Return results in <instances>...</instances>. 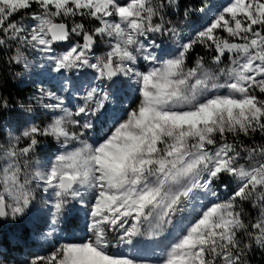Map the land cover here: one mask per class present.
I'll list each match as a JSON object with an SVG mask.
<instances>
[{
	"label": "snow or ice",
	"instance_id": "6c2138e0",
	"mask_svg": "<svg viewBox=\"0 0 264 264\" xmlns=\"http://www.w3.org/2000/svg\"><path fill=\"white\" fill-rule=\"evenodd\" d=\"M0 64L34 86L0 91V264H264V0H0Z\"/></svg>",
	"mask_w": 264,
	"mask_h": 264
},
{
	"label": "trees",
	"instance_id": "16d2710c",
	"mask_svg": "<svg viewBox=\"0 0 264 264\" xmlns=\"http://www.w3.org/2000/svg\"><path fill=\"white\" fill-rule=\"evenodd\" d=\"M197 51H202L197 49ZM0 69H3V64H0ZM16 81V85L15 82ZM12 77L11 70L4 69L0 71V91H3L4 95L10 96L13 100H23L30 96L34 91V86L30 83L17 85V80ZM16 114V113H15ZM20 233L24 236L27 234V230L22 226Z\"/></svg>",
	"mask_w": 264,
	"mask_h": 264
},
{
	"label": "rangeland",
	"instance_id": "374dc122",
	"mask_svg": "<svg viewBox=\"0 0 264 264\" xmlns=\"http://www.w3.org/2000/svg\"><path fill=\"white\" fill-rule=\"evenodd\" d=\"M37 71H39V69H37ZM29 83L32 84L31 82H29ZM25 84H28V83H25ZM19 85H23V84H19ZM14 115L15 116L20 115L19 110H17L16 114H14ZM27 115H31V114H25V116H27ZM38 206L42 207L43 205H38ZM34 219L35 218H33L32 220H34ZM33 224L34 223L31 220H29L28 222H26L25 225H23V227L27 230L26 236L30 237L29 246L26 247L23 252L13 251L10 253V257L14 258L15 261H23L27 256H30V255L35 254V253L47 254L48 250L50 249V247L53 243V241L48 240L46 243H43V244L37 243V246H31L32 241H35V240L38 241V239L34 238L32 236V234H29V232H28V231H30V228H32L34 226ZM34 229L32 230V232L34 231ZM81 235H82V233L77 230L74 233V238L78 239V238H80Z\"/></svg>",
	"mask_w": 264,
	"mask_h": 264
},
{
	"label": "bare ground",
	"instance_id": "6f19581e",
	"mask_svg": "<svg viewBox=\"0 0 264 264\" xmlns=\"http://www.w3.org/2000/svg\"><path fill=\"white\" fill-rule=\"evenodd\" d=\"M14 83H15V85H16V81H15ZM19 84H20V83L17 81V85H18V86H19ZM10 238H11V237H10V235H9V239H10Z\"/></svg>",
	"mask_w": 264,
	"mask_h": 264
},
{
	"label": "built area",
	"instance_id": "2783aa9c",
	"mask_svg": "<svg viewBox=\"0 0 264 264\" xmlns=\"http://www.w3.org/2000/svg\"><path fill=\"white\" fill-rule=\"evenodd\" d=\"M14 81H15V79H14Z\"/></svg>",
	"mask_w": 264,
	"mask_h": 264
}]
</instances>
